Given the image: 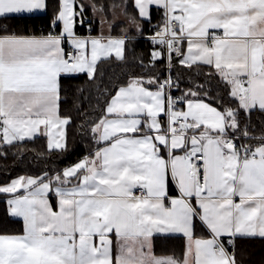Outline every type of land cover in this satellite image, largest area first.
<instances>
[{
  "label": "snow or ice",
  "instance_id": "snow-or-ice-1",
  "mask_svg": "<svg viewBox=\"0 0 264 264\" xmlns=\"http://www.w3.org/2000/svg\"><path fill=\"white\" fill-rule=\"evenodd\" d=\"M47 8L0 0V146L42 136L49 153H67L62 80L84 74L99 115L83 95L77 111L96 147L63 169L0 183L8 215L23 223L0 233V264H250L245 243L264 241V124L252 120L264 116V0H57L47 34L7 24ZM89 8L100 34L78 35L77 25L92 30ZM152 10L163 16L144 73L104 87L101 63H127L129 32L143 36ZM158 63L167 76L153 74ZM177 64L204 82L181 89ZM174 235L182 252L157 255L154 241Z\"/></svg>",
  "mask_w": 264,
  "mask_h": 264
},
{
  "label": "trees",
  "instance_id": "trees-1",
  "mask_svg": "<svg viewBox=\"0 0 264 264\" xmlns=\"http://www.w3.org/2000/svg\"><path fill=\"white\" fill-rule=\"evenodd\" d=\"M87 2V0H85ZM57 0H48V8L46 12L34 15H20L7 21L10 28L20 34L42 35L47 34L52 29L53 14L56 9ZM85 15L92 19V30L90 31L87 24L84 26L77 25L76 32L78 34H93L100 33V25L97 23V17L89 8L86 10ZM163 12L152 10L151 24L143 29V36H138L134 31L129 32V36L133 37L129 44V52L127 53V63L120 62H102L100 71L103 73V86L114 87L115 85L126 82L129 74H143L144 69L140 66V60H143L145 65L151 59V52L154 46L147 38L152 34L154 26L160 25L162 21ZM120 27H124L121 25ZM57 32L60 28L56 29ZM120 29L116 28L112 35H118ZM166 64L158 63L153 70L154 75L166 76ZM203 72L209 71L207 67L202 69ZM177 75L181 77L180 87L186 88L192 81L197 83L204 82L203 75H197V69L194 66L188 69L177 64V67L172 71L171 76L175 80ZM64 92L62 93V115H70L73 123L68 129L69 136V151L67 153L52 152L49 153L46 148V137H38L33 141H28L23 145L13 147L0 146V151L7 152V158H0V183L8 182L10 178L18 176H38L43 171L54 172L63 169L69 165L74 164L82 157L88 155L89 151L93 150L96 145L92 142L90 134L86 131L84 115L77 111L79 106L78 97L81 95L91 97L90 103L83 105L84 110L88 112L92 118L99 115L98 108L93 113V106L96 105V97L98 95L95 86L88 81L87 76L79 74L72 79H63ZM215 84V82H213ZM83 89V93L77 91ZM175 93H179L176 91ZM180 94V93H179ZM215 94V93H213ZM104 97H100L103 106ZM252 120L254 124H264V116L256 113L253 115ZM42 154V155H40ZM54 201V200H53ZM22 220L11 218L7 213V205L5 198L0 194V233L15 234L22 232ZM196 236H206V231L202 230L199 226L196 229ZM184 239L180 237L164 238L159 237L154 241L155 252L159 255L164 254H180L182 252ZM246 249L244 259L249 261L250 264H264V241L254 239L245 243Z\"/></svg>",
  "mask_w": 264,
  "mask_h": 264
},
{
  "label": "crops",
  "instance_id": "crops-1",
  "mask_svg": "<svg viewBox=\"0 0 264 264\" xmlns=\"http://www.w3.org/2000/svg\"><path fill=\"white\" fill-rule=\"evenodd\" d=\"M42 13H44V12H42ZM39 14H41V13H39ZM78 34V33H77ZM100 34V33H99ZM99 34H97V35H99ZM78 35H81V36H88V35H92V36H97V35H93V34H78ZM185 48H186V45H185ZM4 196V195H3ZM4 198H5V196H4ZM54 200V201H53ZM50 201H51V203L55 206V204H56V198H55V196H52V195H50ZM5 202H6V198H5ZM6 205H7V203H6ZM161 237H163V236H161ZM172 237H180V238H183L182 236H179V235H174V236H172ZM197 237H200V236H197ZM184 239V238H183ZM184 244H185V240H184ZM184 244H183V247H184ZM182 250H183V248H182ZM157 254V253H156ZM157 255H159V254H157ZM164 255H169V254H164Z\"/></svg>",
  "mask_w": 264,
  "mask_h": 264
},
{
  "label": "built area",
  "instance_id": "built-area-1",
  "mask_svg": "<svg viewBox=\"0 0 264 264\" xmlns=\"http://www.w3.org/2000/svg\"><path fill=\"white\" fill-rule=\"evenodd\" d=\"M160 25H161V24H160ZM152 34H154V32H153ZM152 34H150V35H152ZM150 35H148V36H150ZM148 36H147V37H148ZM168 74H169V73L167 72V73H166V76H167ZM175 94H176L177 96L179 95V93H175ZM135 194H136V195H139V194H140V192H139L138 189L135 191Z\"/></svg>",
  "mask_w": 264,
  "mask_h": 264
}]
</instances>
